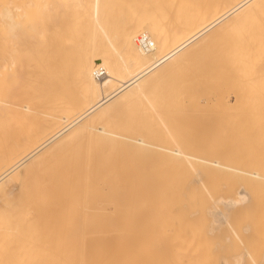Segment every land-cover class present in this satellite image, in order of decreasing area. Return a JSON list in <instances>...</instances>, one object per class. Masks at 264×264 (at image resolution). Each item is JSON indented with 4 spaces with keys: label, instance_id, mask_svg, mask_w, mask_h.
<instances>
[{
    "label": "bare ground",
    "instance_id": "bare-ground-1",
    "mask_svg": "<svg viewBox=\"0 0 264 264\" xmlns=\"http://www.w3.org/2000/svg\"><path fill=\"white\" fill-rule=\"evenodd\" d=\"M120 1L121 0H0V24L2 23V30H4L3 34L6 35L5 40L1 38L3 31L0 29V44L4 47L0 46L4 51L1 47L0 50L2 49L1 53L5 52V50L7 52H5L6 56L0 53L3 57L5 56L3 59L0 55V57H2L0 58L2 61L0 63V264H264V252H262L264 249L262 248L263 250H261V252H258V250L256 251L255 248H257L256 246H260V242L258 243L256 240H253V238H250L249 235L251 233L247 235L249 233L247 232L249 226L247 229L244 227V230L241 228L243 231L247 232L243 234L247 235L250 241L252 239L258 244L256 245L253 241H246V243H254L256 246H254V248H249L250 246L248 248L244 247V249L241 250L242 252H240L239 249L241 247L238 249L239 246H237L236 243L239 245V241H237L238 238L236 239V237H239V234L243 231L239 227L238 231H240V233L237 234L235 227L238 223L236 222L235 224L234 220L229 219L230 215L231 218L234 217L232 212L233 208H235L234 206L240 204V213L244 210H246V212L251 211L249 212L251 214H249L248 220L251 217V222L258 221L261 223L264 221L261 218V221H256L257 215L252 213L254 210L247 209L248 206L254 208L256 205H253L258 196L255 189H264V186L261 187L260 185L261 183L264 185V163H262L264 162V158H261L263 159L261 162L258 158L259 156L257 157L255 152V156L251 157H254L252 159L256 161V164L254 163L252 166V163L250 166L253 168L255 166L257 168L249 170L248 165L245 166L248 167L245 169V167L241 168L232 165L230 162L227 163L222 159L213 158L208 154L202 155L200 154L201 152L190 151L188 149L189 146L185 144V142H178L176 140L175 136L170 131L171 129H168L169 126L167 127V122L165 123L161 118L160 112L154 104L155 99L153 98V100L148 96L149 89L156 87L154 84L156 81L159 82L158 79L168 72H173V70L176 69L181 62L186 60L188 56L198 52L205 43H208L209 40L219 35L221 36L223 32H230L231 34L233 32L234 34L238 33L237 35L235 34V38H231L232 40H229L228 36L226 37V39L228 38L229 42L232 41V43L229 49L226 50V60L225 63H223L224 68H233L241 73L246 71V52L247 47H249L251 43H247L249 45L246 46V37L256 32V30L251 32L253 28H259L260 31H257L259 33L261 29L264 30L263 22L262 25H260V20L256 22V24L262 26L261 28L259 25L258 27H254L253 25L255 23L253 24L252 21L258 20L256 16L259 13V17L263 16L264 8L262 11V7H264V0H124V5L127 3L134 12L129 10L132 17L130 19L129 16V19H127L128 21L121 20L118 22V18H116L117 15L115 14L116 16H114V13L116 9L120 12L121 6H124ZM148 6L151 7L150 9H152V12H155V9L159 7L160 9L162 8V11H165V13H171L168 15L169 17L173 14L174 18H176V26L169 28L168 24L158 23L162 17H158L159 20L156 22V19L147 13L148 17L140 16L142 13L144 14ZM141 8L143 12L140 10ZM160 9L159 11H161ZM137 11H141L140 15H138L139 12ZM256 12L259 13L256 14ZM123 13L124 12L121 14ZM148 13L151 12L148 11ZM162 14L164 15L163 12ZM252 14H254L253 16L256 14V19L250 17ZM114 17L116 19H114ZM165 18H167V15ZM172 18L170 17V20H172ZM248 20L252 26L251 30L250 24L247 23ZM246 23L247 27L250 26L248 31L251 32L250 35L246 33L247 36H245L244 33L246 32L244 31V24L246 25ZM247 27L245 26V29H248ZM242 31L244 34L241 33ZM263 32L264 31H262L261 34H263ZM143 33L147 34L153 42V47L149 51L142 49L137 43V36ZM259 33L258 35H260ZM3 37L5 38L4 35ZM259 38L262 41L259 39L257 45L258 49L253 45V48L255 47L257 52L260 50L259 44L261 49L264 45V37L261 38L260 36ZM6 40L9 43L8 46H11L10 50L8 46H6ZM250 40L252 41L251 38ZM252 44L253 42L251 45ZM64 45H67V47H65L66 52L63 51L64 47L62 46ZM252 49H250V52L255 51V49ZM62 51L68 56L65 55L66 57L64 56L65 58H63L61 56L62 54H60ZM262 51H264V49H262ZM250 52L248 55L251 54ZM257 52L255 53L256 55H252L253 58L254 56H258ZM259 53L263 55V52L261 53L260 51ZM55 55H60V57H57L58 59L62 57V60L60 59L59 62H54L53 60H58L52 58ZM260 57L262 59L263 56ZM50 60L51 62L53 61L52 64H50ZM256 60V57L255 60L252 59V61ZM30 61L31 63L33 62L34 65L31 64V70H28ZM259 61L262 62L261 60ZM259 61L253 63L260 65L258 67L264 69L261 63L258 64ZM185 62H183V64ZM54 63L55 65H53ZM98 66L105 67L107 71V75L99 81L94 76V71ZM248 66L249 65H247V67ZM252 66V70H254L253 68L256 66ZM250 69L251 68H248L247 70ZM258 69L259 68H257V70ZM255 70L254 73L256 72ZM13 71L16 72L13 73ZM260 71L261 70H258V72ZM7 72L10 73L7 78L10 76H17L15 79L16 82L13 81L15 77L10 78V80L12 79L11 81L15 83L13 84L12 82L13 87L16 85V88H11L12 84L9 86L10 80L2 81V74H6ZM256 73L254 74L255 77L257 76ZM262 73H259V76H261L260 78L258 76L256 77L257 80L258 78L261 80V78L264 77ZM254 75L252 79H254ZM262 81H264V79ZM259 82L261 83V81ZM262 84H264V82H262ZM251 85L255 93H252V96L249 97L247 106L235 109L234 112L233 110L230 111L232 112V117L228 116V118L225 117L226 119L224 120L216 121L218 129L221 131L223 130L222 125L224 121H242L241 123H243L246 117L247 121H262L264 123V115H261L263 114L261 111L264 110V106H262L264 103V89L261 86V88L258 87L257 82ZM56 86L63 87L59 95H66V97L60 98L58 95L59 98L56 97L52 100L50 98L51 101H43L45 92L48 90L50 91V89ZM64 88L68 90L72 88L74 94L71 92L72 95H68L69 92L66 91V93L65 90L67 89ZM62 89L64 90L63 92H65L64 94H61ZM25 90H30L31 94L28 93L26 96ZM22 93L26 96L25 102H23L25 98L21 96L23 95ZM16 94L23 98V100L20 98L22 102H19L20 99L16 97ZM235 98L234 101L236 100ZM17 99H19V101ZM141 103L147 105L148 107L146 106L145 109L148 108L150 111L148 109L147 111L151 113L150 115H154L153 118L156 117L157 120L161 122L163 129L168 135L167 138L169 142H167L171 143V145L152 142L141 135L137 136L131 135L130 133H122L120 132V128V131L117 130L118 126L116 128L115 125L109 126L110 123L108 124L106 121H99L101 119L108 120V117H110L112 123L115 124L122 110L126 109V107L133 106L135 113H137ZM148 112L145 111L144 113L148 115ZM132 113L134 112L132 111L129 113V116H131L130 114ZM20 117L23 120L25 119V121H21ZM11 119L14 121H11ZM26 120H32V126L20 131V128L23 127L22 125L25 126L30 122ZM232 123H230V125ZM17 125L19 126V130ZM253 126V128H255V125ZM12 127L15 128V130ZM244 129H241V131ZM262 129L264 131V127ZM262 129L258 127L256 131H261ZM160 131H162L161 128ZM244 133L243 136L246 135V133L248 134L247 131ZM86 135L92 136L93 139L95 138L99 141H105L104 146H106V142L109 144L111 143V145L113 144V147L107 144V148L111 146L110 150L101 148L104 150L103 152L95 148L96 151H100L102 154H107L105 151H109V154H114L115 151L117 153L118 149L122 150L123 148L125 151L129 152L128 155L132 154L133 159L140 156V159L142 158L144 162V160L148 159L147 157L150 155L152 156L151 153H153L154 156L158 155L162 157V159L160 158L162 163L165 159L164 162L167 160V163L173 164V166L176 164V167L181 170L178 169L177 171L182 172L183 175L188 174L192 177H190L192 180L189 181V183H191L190 186H192L193 190L191 188L190 191L187 189L188 192L184 190V195L191 194L196 200L186 201L183 198V203L181 204L183 206L180 210L177 209L178 211H176L172 207L175 206V204L178 207V203H176L175 200L174 203L172 202L173 205L167 203V198L169 199L171 196H174V194H170L171 196L168 195V197L167 194L166 196L164 194L163 200L164 202L167 201L164 204L170 205L166 213L158 211L159 209L156 208V203L152 201L150 203L156 205V207L152 206V209L158 210L156 211L153 209L156 212H152L153 216L150 218V216H148L150 212H146V209L143 210L142 204L146 201L145 198H143L145 191L143 188L138 187V179L133 186L128 188L126 193L120 192V186L116 187L110 185L114 190L112 193L113 196H110L111 199L109 195L108 197L105 195L106 198H109L105 200L104 195H101L102 192L100 195L96 196V202L82 191L84 189L83 183V189H81V191L80 188L74 187V185H76L75 183L78 181L77 179H75L77 181H74V185H71V182L73 183V178L70 177L72 180L70 185L72 187L67 185L70 179L68 177V172H71L70 174L72 176L73 171L67 169L69 171L66 172L65 168L62 167L64 170L60 168L57 174L54 172L58 171L56 168L60 167L58 165H61V160H58L61 161L58 165L55 164L56 162L54 163L55 166L58 167L54 169L53 166V170L52 168L51 170L49 169L58 176H48L51 174L49 173L50 171L48 175L44 173L45 169L49 167L46 164L48 163L49 165V163L53 161L51 159L54 158L57 161L58 156L65 161L62 163H64L67 168L66 165L68 163L71 164V160L70 158L67 160L65 156L69 157L72 155V146L69 155L67 153L69 150L67 146L74 140L77 141L79 138ZM15 136L19 138L16 139ZM248 137L250 141H252L251 144H254V141L251 140L253 137ZM13 138H15V140ZM85 139L84 137L83 140L85 141ZM89 140L87 144L90 142ZM79 143L80 140L78 144ZM75 144H77V142ZM81 145L79 144L80 147L77 145L78 148H82ZM239 145H241V143ZM119 146L122 148H119ZM84 147L86 146L84 145ZM261 147L259 148L260 150L262 149ZM86 148H89V146ZM64 149H66V155H64ZM95 149L93 150L94 153H96ZM213 149V146L210 145L205 151L211 155L215 153ZM79 151H81V149ZM91 151L92 150H90L88 154L94 156ZM121 152L122 151L119 153ZM239 152L241 151L239 150ZM252 152H254V150ZM62 153H64L63 155L68 162L67 164L66 160H64L63 157L61 158ZM147 153L150 155L146 157L144 154L148 155ZM141 154L146 158L144 159ZM246 154L247 153H245V155ZM96 156L98 155L96 154ZM118 157L120 159V154ZM114 158V161L117 162V158ZM246 158H243L242 161L245 159V162H248L251 159L250 157L249 160ZM77 159L79 158L77 157ZM89 159L88 163L90 164L92 157H89ZM252 159L248 162L249 164L253 161ZM85 160L86 158L84 162ZM121 160L123 161V159H120V161ZM142 160H138V163L140 162L139 165ZM128 162V165L125 164L126 161L124 162L125 165H123L129 168L131 163L129 162V164ZM134 162H136L137 165V161ZM154 162L156 161L154 160ZM259 163L261 165H259ZM83 164L85 165V163ZM52 165L53 164H51V166ZM114 165L116 166H114V169H116L117 165ZM139 165L137 169L141 168V165ZM152 165H154V167L157 166L155 163ZM171 165L168 167L169 170L172 167ZM43 166H46L45 169ZM124 166H120V168L122 167L123 170H125L127 167L124 169ZM160 166H162L161 163ZM163 166H165V164ZM130 167L132 168V166ZM134 167L132 169H134ZM154 167L151 166L150 168L154 169ZM73 168L77 167L73 166L71 170H73ZM147 169L146 165V170ZM146 170L143 172L146 173L145 176L149 179L152 175L148 177L147 175H149V173L147 174V171L149 170ZM164 170L165 169H163V171ZM82 171L85 172V170ZM88 171L91 172V170ZM88 171L86 170V172ZM160 172L162 173L161 170ZM173 172H176V169ZM220 172L226 176L232 175L235 179H239V182L237 181L238 183L241 182V186L239 187L240 190H237L235 194L233 192L232 194H234V196L229 199H224L223 203H221H225V207L222 206L226 208L227 211H225L224 208H222L224 209L222 210L220 208L222 206H219L222 200L220 201L218 197V199H213L211 197L212 185L210 187L208 184V180H212V177H215V174ZM139 173H137L139 177H143L141 176L143 175L142 172ZM165 173H167V171ZM114 174H116V172ZM114 174L112 175L114 176ZM172 175L174 176L175 174ZM73 177L76 178V176ZM116 177H118V175ZM158 177H160V175ZM177 178L178 175L173 180H177ZM148 179H144L143 181L145 182V180H147L148 182ZM32 180L35 181L32 182ZM178 181L176 183H178ZM129 182L127 183L128 185L131 184H129ZM160 182H165V179ZM162 183L160 184L162 185ZM170 185L172 184L170 183L169 186L166 187H170L169 190H171V187L173 188V185ZM177 185L178 184H176V188ZM164 186L165 185L162 187ZM174 188L170 193H174ZM223 188L225 187H222V189ZM149 190L148 192L152 191ZM156 191H158V189ZM156 191L153 196H149L148 198L153 200V197H155L154 195L160 192L158 191L156 193ZM177 191L179 194L182 193L180 190L176 189V192ZM161 192H165V190ZM161 192L160 194H162ZM176 194L178 195V193ZM161 196L155 199L160 200ZM206 196L210 197V200L213 201V206L217 207L218 204L219 207H213L215 209L211 208V215H215L212 216L215 217L213 220L211 218V222H213H210V224L205 227L202 226V228H199L197 220L199 211L201 214L200 207H205L203 206L205 202L203 203L200 201H202L201 199L207 198ZM220 196V199L226 198L224 195V197H222V195ZM260 196L264 197V192H262ZM174 197L176 198V196ZM174 197L172 198L174 199ZM179 197L180 196H178V198ZM228 197L230 196L228 195ZM140 198H143L144 201ZM208 199L209 198L205 199V201ZM108 200H112L109 201L111 204L110 208L114 205V207H112V212H110V208L108 210L109 206L104 204V202L108 203ZM135 201H137V203L139 201L142 202L141 208L135 207ZM258 201L259 200H257V202ZM261 201L262 200L259 201L260 205L262 206L263 204L264 206V202L262 201L261 203ZM140 202L138 203L139 206ZM103 204L107 206V210ZM158 204L160 205L162 202L159 203L158 201ZM148 205L146 204V206ZM188 205L192 206L191 209L190 207L188 208ZM104 210L110 213L107 212V214H105L106 212ZM208 212H210V210ZM243 213L241 214L242 216L244 215V217L248 214L245 212ZM252 214H255L256 217L251 216ZM258 214H260V212ZM41 216H45V218ZM92 217L94 218L92 219ZM246 218L244 221H247ZM183 219L187 222L186 225L183 224ZM176 221H178V223ZM174 224L177 225V233L174 231L176 234H174V236H172L173 234L169 236L167 232H169V230H174ZM233 224L236 226L233 227ZM223 227L230 233L229 237L234 238L232 234L236 236L233 239L223 235V238H227V241L224 240V246L228 240L229 243L235 242V246L233 243L226 244L228 248L225 246L224 249H228L227 252L229 253L231 249H229V245H233L236 253L240 252L239 254L237 253L233 259L231 258V255L233 256L235 254H232L233 248L229 253L231 255L228 254L230 257L219 252L223 248V242L219 241L221 235L219 236L215 232L222 230ZM252 227L256 229V226L253 225H251L250 229H252ZM229 231L233 233L231 234ZM258 236H260V234H258ZM249 238H247V240ZM230 239L233 241L230 242ZM242 239L244 238L242 237ZM263 240L261 239V241ZM262 244L264 245V243L261 242V245ZM222 251L223 250H221V252Z\"/></svg>",
    "mask_w": 264,
    "mask_h": 264
},
{
    "label": "rangeland",
    "instance_id": "rangeland-1",
    "mask_svg": "<svg viewBox=\"0 0 264 264\" xmlns=\"http://www.w3.org/2000/svg\"><path fill=\"white\" fill-rule=\"evenodd\" d=\"M123 1L124 0H121L120 2L124 5V3H123ZM128 1V0H127ZM119 2V3H120ZM1 3V2H0ZM126 3V2H125ZM121 5V4H120ZM124 6H126V7H124ZM124 6H121V9H120V12H119V10L117 11V9L115 10L116 12L114 13V16H116L117 15V17L116 18H118L117 19V21L118 22H120L121 20H127V19H129V16H130V19H131V10H132V8L126 3ZM118 8V7H117ZM126 8V9H125ZM130 8V9H129ZM146 8H148V9H146V11H144V14L142 15H140V13H141V11L143 12V10H142V8L140 9L141 11L139 12V11H137V12H139V14L137 13V12H135V13H137L138 15H140V16H142V17H145V16H147V14L148 15H151L153 18H155L156 19V22H158V20H159V18L160 17H162V18H160L161 20H159V22L158 23H165V24H168L169 25V28L170 27H175L176 26V18H174V15H173V18H172V15L170 16L171 18H172V20H173V22H172V20H170V17L168 16V15H170L169 13H165V11H162V8L160 9L159 7L158 8H156L155 9V12L153 11H151L152 9H150L151 7H146ZM263 8L264 7H262V11H263ZM115 9V8H114ZM113 9V10H114ZM123 9H124V11H123ZM159 9L164 13V15L162 14V12L161 11H159ZM130 10V11H129ZM145 10V9H144ZM158 10V11H157ZM148 11L149 12H151V13H148ZM261 11V10H260ZM259 11V12H260ZM261 11V12H262ZM122 12H124L123 14H121ZM130 12V13H129ZM132 12H134L133 10H132ZM259 12H256V14L257 13H259ZM147 13V14H146ZM153 13V14H152ZM158 13V14H157ZM116 14V15H115ZM129 14V15H128ZM133 14V13H132ZM256 14H255V16H256ZM260 14V13H259ZM257 15L256 17H257V19L258 20H256V21H254V20H252L253 21V24L255 23L256 24V22L257 21H259L260 20V25H262V22H263V24H264V11H263V16H261V17H259L260 15ZM136 15V14H135ZM135 15H134V17H135ZM154 15V16H153ZM158 15V16H157ZM167 15V18H165V16ZM254 14H252V16H253ZM127 17V18H125V17ZM250 16L251 18H255V16ZM148 17V16H147ZM159 17V18H158ZM169 17V18H168ZM115 17H114V19H116ZM163 19V20H162ZM164 19H165V21H164ZM175 19V20H174ZM256 19V18H255ZM168 20V21H167ZM249 20H250V18H249ZM247 21V23H249L250 21ZM128 21V20H127ZM161 21V22H160ZM251 21V22H252ZM247 23H246V25L244 24V31H246V32H244L245 33V36H247V34L246 33H249V35L251 34V32H253V31H255L256 30V32H253L250 36H247L246 37V40H247V42H245V44H246V46H248L249 44H247V43H252L253 42V44L251 45V43H250V46L249 47H247V56H246V65H245V70L246 71H244L243 73H241L240 71H238V70H234L233 68H224V64L223 63H225V60H226V50L227 49H229V47L231 46V43H232V41H230L229 42V40L232 38L233 39V37L235 38V34L237 35L238 33H235L234 34V32L231 34L230 32L229 33H227V32H223L222 34H221V36L219 35L218 37H216V38H214V39H211V40H209L208 41V43H205L200 49H199V51L198 52H195L193 55H190V56H188L187 58H186V60L188 61H186V60H184L183 62H185L184 64H183V62H181L180 64H179V66L176 68V69H174L173 70V72L171 71V72H168V73H166V74H164V76H162L160 79H158V81L160 82H157L156 81V83L154 84V86H156V87H154V88H151V89H149V91H148V96H149V98H154L153 100H154V104H155V106H156V108L158 109V111L160 112L159 114H160V116H161V118L163 119V121L166 123V125H167V127H168V129L173 133V135L175 136V138H176V140L178 141V142H185V144H187L189 147H188V149L190 150V151H197V152H201L200 154H202V155H206V154H208L209 156H211V157H213V158H219V159H222V160H224V161H226L227 163H229L230 162V164H232V165H235V166H238V167H241V168H244L245 166H247L248 165V167H249V170H251L253 167V165H254V163L256 162V161H254L252 158H254V157H251V156H255V152H256V156L261 160V162L263 161V159H261V158H264V131H263V127H264V123L262 122V121H247V117L245 118V121H243V123H241L242 121H224V123H223V125H222V127H223V132L220 130V129H218L217 128V124H216V121H221V120H224V119H226V118H228V116L229 117H232L233 115H232V112H230V111H232L233 110V112H234V110L235 109H238V108H240V107H244V106H247V104H248V101H249V97H251L252 96V93H255V92H253L254 90V88H252V83H255V82H257V84H258V87H263V89H264V84H262V82H264V81H262L263 79H264V77H263V75H264V73H262V72H264V69L263 68H261V67H258V66H260V65H257V64H254L253 62H257V61H259V60H261L262 62H258V64H262V67L264 66V51H262V49H264L263 47H264V45H263V47H262V49H261V47H260V44H259V48H260V50H258V52H257V50L256 49H258L257 47V45H258V41H259V37L261 36V38H263L264 36H262V35H264V32H263V34H261V32L262 31H264L263 29H261V32L259 33V32H257L258 30L260 31V29L259 28H253L252 29V26H251V23H249L250 24V26H251V28H250V30L252 29V31L250 32V31H248L249 30V27H247ZM2 24V23H1ZM1 24H0V26H1ZM88 24V23H87ZM248 24V25H249ZM253 25L254 27H258V25L259 24H256V25ZM173 25V26H172ZM259 25V26H260ZM110 26V25H109ZM245 26L248 28V29H245ZM261 28H262V26H260ZM2 28H3V25L1 26V31H3L2 32V34L4 33V30H2ZM263 28H264V26H263ZM1 31H0V33H1ZM226 33H227V35H226ZM242 34H244L243 33V31L241 32ZM256 33H257V35H256ZM258 33L260 34V35H258ZM224 34V35H223ZM230 34V35H229ZM254 34V35H253ZM3 35L5 36V38L3 37ZM2 35V37L1 38H3L4 40L6 39V35L5 34H3ZM0 36H1V34H0ZM228 36V38H229V40H228V38L226 39V37ZM230 36V37H229ZM242 36V35H241ZM244 37V36H243ZM254 39H253V38ZM250 38L252 39V41L250 40ZM231 39V40H232ZM3 40V41H4ZM228 40V41H227ZM249 40V41H248ZM255 40V41H254ZM261 40V39H260ZM263 40H264V38H263ZM0 41H1V39H0ZM3 41H2V43H3ZM262 41V40H261ZM260 41V42H261ZM6 43H7V45L6 46H8V41L6 40L5 41ZM5 42H4V44H5ZM225 43V44H224ZM3 44V45H4ZM229 44V45H228ZM256 44V45H255ZM263 44V43H262ZM1 45V44H0ZM253 45L254 46H256V49H255V47L253 48ZM2 46V45H1ZM0 46V47H1ZM228 46V47H227ZM251 46H252V48H251ZM2 47H4V46H2ZM1 47V48H2ZM10 47L11 46H8V49L10 50ZM62 47H64V52H66L65 51V47H67V45L65 46H62ZM61 47V48H62ZM3 49V48H2ZM2 49L0 50V53H1V51H2ZM7 49V48H6ZM220 49V50H219ZM250 49H252V50H254L255 49V51L257 52V55L260 57V56H263L262 57V59H261V57H260V59H259V57L258 56H254V58H253V56L252 55H256L255 53V51H252V52H250ZM8 50V51H9ZM3 51H4V49H3ZM62 51V53H60V54H62L61 56L63 57V58H65L66 56H68V55H66V54H64V52ZM261 51V53L263 52V55H261L259 52ZM5 52H6V50H5ZM5 52H3V53H1V54H5ZM251 53L250 55H248V53ZM253 52H254V54H253ZM7 53V52H6ZM9 53V52H8ZM260 55H259V54ZM0 54V55H1ZM58 54V53H57ZM3 55H1L2 57H3ZM66 55V56H65ZM5 56H6V54H5ZM4 56V57H5ZM7 56H8V54H7ZM52 56V55H51ZM58 55H55V56H53L52 58H56V59H58V57H60V55L57 57ZM65 56V57H64ZM250 56V57H249ZM2 57H0V58H2ZM4 57H3V59H4ZM62 57L60 58L61 60H62ZM249 57V58H248ZM255 57L257 58V60L256 61H252V59H254L255 60ZM247 58H248V60H247ZM60 59H58V60H53L54 62L55 61H57V62H59V60ZM259 59V60H258ZM52 60V59H51ZM51 60H50V62H51ZM52 61V62H53ZM250 63H249V62ZM2 61H1V59H0V63H1ZM52 62L50 63V64H52ZM56 62V63H57ZM252 63V64H251ZM31 64H33V62L31 63V61H30V63H29V66H28V70H31ZM34 65V64H33ZM53 65H55V63L53 64ZM247 65H249L248 67H247ZM252 65H255L257 68H259L258 70H261L260 72H258V70H257V68L256 67H254L253 69L257 72H255L256 73V75L260 78L261 76H259V73H262L263 75H262V77L263 78H261V80H259V78H258V80H257V76L255 77V73H254V70H252ZM61 68V67H60ZM248 68H251L250 70L252 71H250V70H247ZM261 68V69H260ZM27 70V69H26ZM224 70H226V71H224ZM217 71V72H216ZM234 71V72H233ZM248 71H250V72H248ZM12 72V71H11ZM16 71H13V73H15ZM3 76H2V81L4 82V81H9L10 80V78H14V80L13 81H15L16 82V78H17V76H10L9 78H7L9 75H10V73L9 72H7L6 74H2ZM29 75V74H28ZM244 75V76H243ZM253 75H254V79H252L253 78ZM4 76H5V79H7V80H5L4 79ZM248 76V77H247ZM247 78V79H246ZM255 78H256V80H255ZM238 79V80H237ZM249 79V80H248ZM252 79V80H251ZM12 80V79H11ZM9 81L10 82V84H9V86H11V84H12V82L13 81ZM247 81V82H246ZM259 81H261V83L259 82ZM0 82H1V79H0ZM2 82V83H3ZM250 82V83H249ZM1 83V84H2ZM6 83V82H5ZM7 84V83H6ZM13 84H15L14 82H13ZM13 84H12V87L11 88H14L16 85H14V87H13ZM8 85V84H7ZM57 87V86H56ZM53 87L52 89H50V91L48 90V91H46L45 92V95L43 96V101L44 100H49V101H51L52 99H55L56 97H58V95L60 94V92H61V88H63V87ZM249 87V88H248ZM260 87V88H261ZM16 88V87H15ZM246 88V89H245ZM57 89V90H56ZM64 89H67V88H64ZM74 89V88H73ZM249 89V90H248ZM262 89V90H263ZM75 90V89H74ZM230 91V94H229V91ZM242 90V91H241ZM28 91V92H27ZM25 90L24 92H25V95L27 96L28 95V93L29 94H31L30 92V90ZM64 90L62 89V93L61 94H64L66 91H68L69 93H68V95H72V93L74 92L73 90H72V88H69V90L67 89V90H65V92H63ZM23 92V91H22ZM49 92V93H48ZM52 92V93H51ZM58 92V93H57ZM72 92V93H71ZM156 92V93H155ZM216 92V93H215ZM226 92V93H225ZM237 92V93H236ZM67 93V92H66ZM236 93V94H235ZM240 93V94H239ZM23 95H21V96H23L25 99H24V101L23 102H25L26 101V96L24 95V93H22ZM74 94V93H73ZM212 94H215V95H212ZM238 94V95H237ZM17 95V94H16ZM218 95V96H217ZM237 96V97H236ZM17 98L19 97V99L21 98L20 96H16ZM59 97L61 98V97H66V95H64V96H60L59 95ZM58 97V98H59ZM207 97V98H206ZM236 97V98H235ZM48 98V99H47ZM50 98H51V100H50ZM204 98V99H203ZM207 100H206V99ZM214 98V99H213ZM221 98V99H220ZM234 98L236 99L235 101H234ZM19 99H17L18 101H19ZM22 100H23V98H21ZM20 99V101L19 102H22V100ZM185 99V100H184ZM219 99V100H218ZM227 99V100H226ZM152 100V101H153ZM201 100V101H200ZM244 101V102H243ZM233 102V103H232ZM146 104V103H145ZM234 104V105H233ZM230 105V106H229ZM231 105H233V106H231ZM236 105V106H235ZM146 106L147 105H144L143 103H141V105H140V107L137 109L138 111H137V113H135V110H134V107L133 106H129L128 108L126 107V109H124V110H122L121 111V113H119L120 115H118L119 116V119H117L116 120V123L115 124H113L112 123V119H110V117H108V120H104V119H101V120H99V121H106L108 124H109V126H112V125H115V127L117 128V126H118V131H120V132H122V133H126V134H131V135H141V136H145V138H148L150 141H152V142H156V143H159V144H163V145H166V144H170L171 145V143H168L169 142V139L167 138L168 137V135H167V133H166V131L163 129V126H162V124H161V122L159 121V120H157V118L155 117V118H153L154 117V115L152 116V115H150L151 113H149L148 111H147V109H145L146 108ZM262 106H264V103H263V105ZM148 107V106H147ZM237 107V108H236ZM131 108H132V110H131ZM229 108V109H228ZM131 111H130V110ZM143 109V110H142ZM231 109V110H230ZM149 110V109H148ZM128 111H129V113H131L132 111L134 112V113H132L133 114V116H132V114H130L131 116H129V113H128ZM148 112L149 114L147 115L146 113H144V112ZM150 111V110H149ZM225 111H228V112H225ZM221 112H223V113H221ZM263 114H261L262 116L264 115V110H262L261 111ZM128 113V114H127ZM225 113H228V114H225ZM231 113V114H230ZM136 114V115H135ZM15 116V115H14ZM19 116V115H18ZM16 117V116H15ZM15 117H14V120H15ZM121 117H122V119H121ZM221 117V118H220ZM226 117V118H225ZM17 119H19V118H17ZM3 120H4V118H3ZM13 119H11V121H14ZM20 120L22 121L23 119H21V117H20ZM19 120V121H20ZM34 120V119H33ZM5 121V120H4ZM10 121V120H9ZM23 121H25V119L23 120ZM26 121H30V120H26ZM32 121V120H31ZM29 122L27 125H22L23 127H21L20 128V131H22L23 129H25V128H27V127H30V126H32L31 124H33L32 122ZM111 121V122H110ZM127 121V122H126ZM159 121V122H158ZM115 122V121H114ZM119 122H121V123H119ZM228 122V123H227ZM233 122V123H232ZM248 122V123H247ZM251 122V123H250ZM255 122V123H254ZM118 123V124H117ZM135 123V124H134ZM159 123H160V125H159ZM230 123H232L231 125H230ZM250 123V124H249ZM143 124V125H142ZM233 124H235V125H233ZM246 124V125H245ZM257 124V125H256ZM263 126H262V125ZM249 125H251V126H249ZM253 125H255V128H253L254 126ZM135 126V127H134ZM244 126H245V129H244ZM248 126V127H247ZM17 127H18V130H19V126L17 125ZM114 127V126H113ZM139 127V128H138ZM158 127V128H157ZM228 127V128H227ZM236 127V128H235ZM247 127V128H246ZM251 127V128H250ZM258 127L260 128V129H262L261 131L259 130V131H256V129L258 130ZM13 128V127H12ZM15 128H16V125H15ZM15 128H13L14 130H15ZM119 128H120V130H119ZM154 128H156V129H154ZM160 128H161V130L162 131H160ZM230 128V129H229ZM252 128H253V130H252ZM218 129V130H217ZM241 129H244V130H242L241 131ZM250 129H251V131H250ZM17 130V131H18ZM140 130H141V132H140ZM255 130V131H254ZM13 131V130H12ZM17 131H16V133H17ZM125 131V132H124ZM226 131V132H225ZM248 132V134L246 133V135H244L243 136V134H245L244 132ZM263 131V132H262ZM162 132V133H161ZM164 132V133H163ZM231 132H232V134H231ZM260 132V133H259ZM262 132V133H261ZM18 133H20V132H18ZM159 133V134H158ZM250 133H251V135H250ZM257 133V134H256ZM15 135H18V134H15ZM161 135H162V137H161ZM19 136V135H18ZM18 136H15L16 137V139L17 138H19ZM243 136V137H242ZM248 136H251V137H253L251 140H253L254 141V146L251 144V142L252 141H250V138L248 137ZM86 138L85 139V141L83 140V138ZM89 137V138H88ZM229 137V138H228ZM230 137H232V138H230ZM87 138H88V140L90 141L88 144H87ZM166 138V139H165ZM236 138V139H235ZM14 140H15V138H13ZM164 139H165V141H164ZM213 139V140H212ZM249 139V140H248ZM79 140H80V145H81V147L82 148H78V146H79V144H78V142H79ZM248 142H247V141ZM76 140H74L73 142H71V144H69L67 147L69 148V150H68V155H69V152H71V146H72V152H71V154L72 155H70L69 157L68 156H65L66 157V159L68 160L69 158H70V160H71V162H70V160H69V162L71 163V164H69L68 162H67V160L65 159V157H64V155H66L67 153H66V149H64L63 150V152H65V154L64 153H62V156H61V158L63 157L64 158V160H66V164L68 163L69 165H70V167H69V165L67 164L66 166H67V168L65 167V164L64 163H62V162H65V161H63V159H60V157L58 156V158H57V161H56V159H55V161H54V159H51V160H53V161H51L50 163H49V165H48V163L46 164L47 166H49V167H47V169H45V167L43 166V168L45 169V172L44 173H46V175H48V172L51 170V168L53 167L54 169L56 168V167H58V166H60L59 168H56L57 170L58 169H62V170H64L62 167H64L65 168V171L67 172V171H69V170H67V169H70V171H73L74 172V175H73V172H72V176H71V172H68V174L70 175H68V177L70 178V177H72L73 178V183L71 182L72 180H71V178L69 179V183H67V185H69V186H71V185H74V181H77L75 184L76 185H78V186H76V185H74V187H78V188H80V191H81V189H83V184H84V189L82 190V191H84L86 194H88V196L93 200V201H96V196L97 195H100V193H102L101 195H104V198H105V200L106 199H109V198H106L105 197V195L108 197V195H109V197L112 195V193H113V189H112V187L110 186V185H113V186H116V187H121L120 188V192L122 193H126L127 191H128V188H130L131 186H133V184H135L136 183V180H137V182H138V187L139 188H143L144 189V191H145V195L144 196H146V197H144L143 196V198H145V200L146 201H144L143 200V198H140L142 201H144L145 203H143L142 204V202H140V206L138 205V203H137V201H135V203H134V205H135V207L136 208H141V204H142V206H143V210L144 209H146V212H150L149 214H148V216H150V218H151V216H153V213L154 212H156L158 209V211H161V212H163V213H166V210L168 209V207L170 206V205H173L172 204V202L174 203V200L176 201V203H178V207L176 206V204H175V206H172L176 211H178L177 209H179L180 210V208L183 206V205H181L183 202V198H184V200H186V201H193L195 198H194V196L193 195H191V194H187V195H184V190H185V192H188V190L187 189H189V191L192 189L193 190V188H192V186H190L191 185V183H189V181H191L192 179V177H191V175H188V174H184L183 175V173L182 172H179V171H177L179 168H177L176 167V164L173 166V164L171 165V164H169V163H167V160L164 162V160H163V163L165 164V166H163L164 164L162 163V157L160 156H154V154L153 153H151L152 154V156L150 155V154H148V155H146V154H144L146 157L147 156H149V157H147L148 159H145L144 158V155L143 154H141V155H143V158L145 159L144 160V162H143V160H142V158L140 159V156H137V158H132V154L131 155H128L129 154V152L128 151H125L122 147H120L119 146V148H122V150L120 149H118V147H117V149H118V152L116 153V151L115 150H117V149H115L114 151H115V153L114 154H109V151L107 152V151H105L107 154H102V152L104 151V150H102L101 148H105V150H110V148H111V146L113 145H111V143L109 144L108 142H106V146H108L107 144H109V145H111L110 147H106V146H104L105 144H104V142L105 141H99V140H97V139H93V137L92 136H88V135H86V136H82L81 138H79L76 142H77V144H75L76 142H75ZM168 141V142H167ZM242 141H244V142H242ZM262 141V142H261ZM83 142V143H82ZM165 142V143H164ZM241 143V145H239L240 143ZM231 143V144H230ZM245 143H247V144H245ZM257 144V145H256ZM75 145V146H74ZM78 145V146H77ZM84 145L86 146V147H88L89 146V148H86V147H84ZM88 145V146H87ZM210 145H212L213 146V150H214V154H209V153H206V148H208V146H210ZM242 145H244V146H242ZM262 147H261V146ZM93 146V147H92ZM237 146H238V148H237ZM247 148H246V147ZM76 147V148H75ZM80 147V146H79ZM100 147V148H99ZM113 147V146H112ZM195 147V148H194ZM235 147H236V150H235ZM262 148L261 150L259 149V148ZM67 148V149H68ZM95 148H97V150H102V152H100V151H96V149H95V152L96 153H94V149ZM228 148V149H227ZM241 148H242V150H241ZM74 149H75V151H74ZM81 149V151H79ZM198 149V150H197ZM233 149V150H232ZM245 149V150H244ZM84 150H85V152H84ZM90 150H92L91 151V153H92V155H94V156H91V155H89L88 153L90 152ZM239 150L241 151V152H239ZM254 150V152H252ZM263 150V151H262ZM79 151V152H78ZM111 151H113V150H111ZM111 151H110V153H111ZM120 151H122L121 153H119ZM205 151V152H204ZM245 151V152H244ZM62 152V151H61ZM75 152V153H74ZM99 152H100V154H99ZM128 152V153H127ZM234 152V153H233ZM84 153H85V155H84ZM90 153V154H91ZM94 153V154H93ZM113 153V152H112ZM245 153H247L246 155H245ZM64 154V155H63ZM88 154V155H87ZM96 154L98 155V156H96ZM119 154H120V159H123V161L121 162L120 161V159H119ZM124 154V155H123ZM76 156V157H74V156ZM113 155H116V156H113ZM127 157H126V156ZM253 160V161H251V163L249 164L248 162H250V160H249V157ZM240 156V157H239ZM74 157V158H73ZM77 157L79 158V159H77ZM83 157H85L86 158V160H85V162H84V159L85 158H83ZM88 157V158H87ZM89 157H92V160L90 161V164L92 165H90L89 163H88V160H90L89 159ZM114 157H116L117 159V162L116 161H114L115 160V158ZM134 157H135V155H134ZM142 157V156H141ZM153 157V158H152ZM155 157V158H154ZM247 157V158H246ZM256 157V158H257ZM157 158H161L160 159V161H159V159H157ZM243 158H246V159H248L249 161L248 162H245L246 160L244 159V161H242V159ZM125 159V160H124ZM130 159V160H129ZM132 159V160H131ZM140 161V160H142V162H141V166L139 165V163H138V160ZM157 159V160H156ZM239 159V160H238ZM58 160H61V161H58ZM78 160V161H77ZM147 160V161H146ZM149 160V161H148ZM154 160L157 162H154ZM235 160V161H234ZM256 160V159H255ZM258 160V159H257ZM50 161V160H49ZM72 161H75V162H72ZM126 161V163L125 164H127V162L130 164V166H132V168L134 167V164H135V167H134V169H132L130 166H129V168H130V170H129V168L127 167V166H124L125 164H124V162ZM134 161H137V165H136V162H134ZM232 161V162H231ZM237 161V162H236ZM56 162V163H55ZM59 162H61V165H58V163ZM121 162V163H120ZM147 162H149V163H147ZM155 163V165L157 164V166H155V167H158V168H155L154 167V165H152L153 163ZM162 164V166H160V163ZM243 162H244V165H243ZM260 162V161H259ZM56 165H58V166H55V164ZM83 163H85V165L83 164ZM152 163V164H151ZM159 163V164H158ZM247 163V164H246ZM253 163V164H252ZM258 163V162H257ZM262 163H264V162H262ZM51 164H53L52 166H51ZM62 164H64V165H62ZM74 164V165H73ZM76 164H77V166H76ZM79 164V165H78ZM114 164H116L117 165V168L116 169H114L116 166L114 165ZM121 164V165H120ZM124 164V165H123ZM149 164V165H148ZM252 164V166H250ZM256 164V163H255ZM124 166V169L125 170H123V168L121 169L120 168V166ZM128 165V164H127ZM138 165L141 167L140 169L138 168L137 169V167H138ZM146 165H147V170H149V171H147L146 170ZM170 165L172 166L171 168H170V170L168 169V167H170ZM259 165H261L260 163H259ZM259 165H257V166H259ZM73 166H75V167H77V168H73V170H71V167H73ZM85 166V167H84ZM88 166V167H87ZM115 166V167H114ZM145 166V167H144ZM151 166H153L154 167V169L153 168H150ZM86 167H87V169H86ZM143 167H144V169L147 171V174L149 173V175H147L148 177L150 176V175H152V176H150L149 177V179L145 176L146 175V173L145 172H143V171H145L144 169H143ZM248 167H245V169H247ZM53 168H52V170H53ZM81 168V169H80ZM85 168V169H84ZM120 168V169H119ZM161 168H163V169H165L164 171H163V169H161ZM173 168V169H172ZM176 169V172H173V171H175V169ZM254 168H257V167H255L254 166ZM253 168V169H254ZM258 168H260V167H258ZM264 168V167H263ZM43 169V170H44ZM50 169V170H49ZM76 169V170H75ZM128 169V170H127ZM136 169H137V172H136ZM142 169V170H141ZM156 169H157V171H156ZM252 169V170H253ZM42 170V171H43ZM46 170H48V171H46ZM61 170V171H62ZM82 170H85V172L84 171H82ZM86 170L88 171V170H91V172L90 171H88V172H86ZM115 170V171H114ZM122 170V171H121ZM134 170V171H133ZM139 170H141V171H139ZM160 170L162 171V173L160 172ZM180 170V169H179ZM60 170H58V171H54L56 174L59 172ZM114 171V172H113ZM124 171H126V172H124ZM133 171V172H132ZM142 172V174L143 175H141V176H143V177H139V175L137 174V173H139V172ZM159 171V172H158ZM167 171V173H165ZM181 171V170H180ZM53 171H50L49 173H51V174H49L48 176H54L55 174L54 173H52ZM80 172V173H79ZM93 172V173H92ZM116 172V174H114ZM122 172V173H121ZM263 172V171H262ZM78 173V174H77ZM89 173V174H88ZM95 173V174H94ZM124 173V174H123ZM134 173V174H133ZM169 173V174H168ZM112 174H114V176L112 175ZM130 174V175H129ZM140 174V173H139ZM156 174V175H155ZM172 174H175L174 176L172 175ZM182 174V175H181ZM78 175V176H77ZM86 175H87V179H86ZM118 175V177H116ZM137 175V176H136ZM160 175V177H162V178H160V177H158ZM162 175V176H161ZM164 175V176H163ZM167 175H169V176H167ZM177 175H178V178H177V180H173V179H175L176 177H177ZM187 175H188V177H187ZM216 176L215 177H212V180H208V184H209V186L211 187V185H212V187H211V197L213 198V199H218L219 198V200L221 201L220 202V204H219V206H224L225 207V203L224 204H221V203H223V200L224 199H229V198H231L232 196H234V194L237 192V190L239 191L240 189H239V187L241 186L240 184H241V182L240 183H238L239 182V179L237 178V179H235V177L234 176H232V175H224L222 172H220V173H216L215 174ZM55 176H58V175H55ZM73 176H76V178H74ZM83 176H84V178H83ZM104 176V177H103ZM131 176V177H130ZM132 176H133V178L134 177H136V178H132ZM166 176V177H165ZM172 178H171V177ZM80 177V178H79ZM144 177H146V178H144ZM155 177V178H154ZM191 177V178H190ZM228 177V178H227ZM230 177V178H229ZM234 177V178H233ZM148 179V182H147V180H145V182L143 181L144 179ZM151 178H153V179H151ZM170 178V179H169ZM75 179H77V180H75ZM80 179V180H79ZM114 179V180H113ZM141 179V180H140ZM159 179V180H158ZM165 179V182H160V181H163ZM110 180H111V182H110ZM131 180V181H130ZM134 180V181H133ZM170 180H172V181H170ZM179 180V181H178ZM35 180H32V182H34ZM101 181V182H100ZM130 181V182H129ZM150 181H151V183H150ZM178 181V183H176ZM238 181V182H237ZM70 182H71V185H70ZM129 182V184L130 185H128L127 183ZM144 182V183H143ZM158 182H160V183H162V185L160 184V183H158ZM83 183V184H82ZM145 183H147V184H145ZM148 183H150V184H148ZM172 184L173 185V188L175 189V191H173L174 193H170V191H172L173 190V188L171 187V190H169L170 189V187L169 188H166L167 186H169V184ZM174 183H175V186H174ZM224 183V184H223ZM236 183V184H235ZM141 184H142V186H141ZM159 184V185H158ZM176 184H178L177 185V188H176ZM226 184V185H225ZM144 185H145V187H144ZM154 187H153V186ZM156 185H157V187H156ZM161 185V186H160ZM163 185H165L164 187H162ZM172 185H170V186H172ZM219 185V186H218ZM224 185V186H223ZM234 185V186H233ZM259 185V184H258ZM261 185V187H263L264 185H263V183H261L260 184ZM259 185V186H260ZM68 186V187H69ZM86 186V187H85ZM152 186V187H151ZM158 186H160V187H158ZM72 187V186H71ZM110 187H111V189H110ZM222 187H225V188H223L222 189ZM70 188V187H69ZM100 188V189H99ZM158 189V191H163V190H165V192H161L162 194H160V192L159 193H157L158 191H156L157 189ZM191 188V189H190ZM213 188V189H212ZM264 188V187H263ZM145 189H147V190H145ZM152 190V191H154V192H152V191H150V190ZM160 189V190H159ZM163 189V190H162ZM176 189L177 190H180L182 193H180L179 194V192L177 191L176 192ZM222 189V190H221ZM101 190H103V191H101ZM105 190H106V192H105ZM111 190V191H110ZM148 190L150 191V192H148ZM187 190V191H186ZM261 190V191H260ZM98 191H99V193H98ZM108 191H110V192H108ZM155 191H156V195H154L155 197H153V200L152 199H150V198H148L149 196H153V194L155 193ZM169 193H167V192ZM255 191H257V198H256V200H255V202L253 203V205H255L256 206V210H258V211H256L255 210V206H254V208L253 207H249L248 206V210L250 209V210H254L252 213H255L256 215H257V217H258V219H257V217H256V215L254 214H252L251 216H255L256 217V221L257 220H259V221H261L260 220V218L262 219V220H264V206H263V204H262V206L260 205V200H262L263 202H264V197L263 196H260V194L262 193V192H264V189L262 190V189H255ZM178 193V195L176 194V193ZM234 192V194H232ZM107 193V194H106ZM149 193V194H148ZM152 193V194H151ZM147 194V195H146ZM151 194V195H150ZM161 196V199L163 200L164 199V194H165V196H166V194H167V197H168V195H170V194H174V196H176V198L174 197V196H169L170 198L168 199L167 198V200H168V202L167 201H165L164 202V200L162 201L161 199V201L160 200H157L160 196ZM186 194V193H185ZM158 195V196H157ZM215 195H216V197H215ZM220 195H222V197H226V198H221L220 199ZM224 195V196H223ZM228 195L230 196V197H228ZM113 196V195H112ZM157 196V197H156ZM178 196H180L179 198H178ZM220 196V197H219ZM172 197H174V199L172 198ZM198 197V196H197ZM207 197V196H206ZM218 197V198H217ZM259 197V198H258ZM262 197H263V199H262ZM113 198V197H112ZM152 198V197H151ZM155 198H157V199H155ZM166 198V197H165ZM193 198V199H192ZM207 198H209L207 201H205V199H207ZM207 198H204V199H201L202 201H200V202H205V205H203V206H205V207H200V208H198V209H200L201 210V214H200V211H199V216H198V220H197V225L199 226V228H202V226H206V225H209L210 224V222H211V218H212V220H213V218H215V217H212V216H215L214 214H212L211 215V208H213V207H216V206H213V201L212 200H210V197H207ZM110 199H111V197H110ZM114 199V198H113ZM155 199V200H154ZM172 199H173V201H172ZM188 199V200H187ZM149 201V203H148V201ZM157 200V201H156ZM166 200V199H165ZM196 200V199H195ZM198 200V199H197ZM257 200H259L258 202H259V204H258V202H257ZM109 201H112V200H108V203L106 202H104V204L105 205H107V206H109L108 207V210H109V208H110V202ZM152 201H154V203H156V205H157V207H156V205H153L154 203H150V202H152ZM156 201V202H155ZM158 201H159V203H161L162 202V204H158ZM262 201H261V203H262ZM97 202V201H96ZM147 202V203H146ZM169 203L168 205L167 204H164V203ZM103 204V206H105ZM145 204V205H144ZM146 204L148 205V206H146ZM207 205H209V206H207ZM258 205V206H257ZM107 206H105L106 207V210H107ZM152 206H155L156 208H158L157 210L156 209H154V210H156V211H154L153 209H152ZM159 206V207H158ZM218 206V204H217V207H219ZM220 207L221 209L222 208H224V207ZM239 206V207H238ZM112 207H114V205L113 206H111V208H110V212H112ZM146 207V208H145ZM190 207V209H191V205H188V208ZM208 207H209V209H208ZM216 207V208H217ZM235 208H233V214H234V217L233 218H231V215L229 216V219H232V220H234L235 221V224H236V222L238 223V224H233V227H235L236 229L235 230H237V234H239L240 233V231H238L239 230V227H240V229L242 228H246L247 229V227H248V229H247V232H249L247 235H249L250 233V235H249V237L250 238H253V240H256L258 243L260 242V246H256L258 243H256L255 241H253L252 239H251V241H253L252 243L253 244H250L249 242V245H248V243H246V241H250V238L247 236V235H244L243 233L244 232H246V231H243L242 229V231L243 232H241V234H239L238 236L239 237H236L234 234H232L233 232L232 231H229V232H231V234L234 236V238L236 237V239H237V241H239V245H238V243H236V245L237 246H239L238 247V249L240 250V252H242L241 250H243L244 249V247H246V248H248L249 246V248H254V246H256L257 248H255L256 249V251L258 250V252H261V250H263L264 249V245L262 244L261 245V242L262 243H264L263 241V239H264V224H261V223H264V221H262L261 223H259L258 221V223L257 222H254V221H252L251 222V217H250V219L248 220V217L250 216L249 214H251V213H249V212H251V211H247L246 212V210H244V211H242L241 213H243V212H245L246 214H247V216L245 215V217H244V215L242 216V214L240 213V210H241V207H240V204H238V205H236V206H234ZM237 207V208H236ZM259 208V209H258ZM261 208V209H260ZM213 209H215V208H213ZM225 209V211H227L226 210V208H224ZM224 209H222V210H224ZM235 209V210H234ZM239 209V210H238ZM246 209V208H245ZM150 210V211H149ZM210 210V212H208ZM219 210V209H218ZM243 210V209H242ZM260 210V211H259ZM105 211V210H104ZM106 212V211H105ZM107 212H109V211H107ZM107 212L105 213V214H107ZM109 212V213H110ZM153 212V213H152ZM257 212V213H256ZM260 212V214H258ZM109 213H108V215H109ZM208 214H209V216H208ZM244 214V213H243ZM211 215V216H210ZM260 215H262V216H260ZM241 216H242V218H241ZM42 218H45V216L43 217V216H41ZM208 217V218H207ZM244 217V218H243ZM247 217V218H246ZM253 217H252V220H253ZM94 217H92V219H93ZM247 219V221L245 222L244 221V219ZM184 220V219H183ZM182 220V221H183ZM231 220V221H232ZM207 221V222H206ZM177 223H178V221H176ZM213 222V221H212ZM211 222V223H212ZM186 223L187 222H185V220L183 221V224L184 225H186ZM246 223H247V225H246ZM244 225H246V226H244ZM251 225H253V226H256V229L258 230V232H257V230L254 228V227H252V229H250V227H251ZM258 225V226H257ZM174 230L173 231H171V230H169V232H167L168 233V235L169 236H171V234H173L172 236H174V234H176L177 233V225L176 224H174ZM245 229V230H246ZM228 230H230V229H228ZM96 231V230H95ZM176 233H175V232ZM217 231V230H216ZM172 232V233H171ZM221 232H223V233H220ZM226 232V233H225ZM246 232V233H247ZM255 232H257V233H255ZM216 234H218L219 236H220V239H219V241L220 242H223L222 244H223V248L221 249V250H223L222 252H221V250L219 251L220 253H224L226 256H228V257H230L229 255H231V254H229L230 253V251L232 250V248H233V251H235L234 250V246H235V242L233 243V242H231V241H233L232 239H230V242L231 243H233V245H229V249H230V251H229V253L227 252V250H225L224 248H225V246H226V244H231V243H229V240H228V242L227 243H225V246H224V240L225 241H227L226 239L227 238H223L225 235V237H228V238H233V237H229L230 236V233H228V231H227V229L225 228V227H223V229L222 230H218V232H215ZM229 235H228V234ZM254 235H253V234ZM258 234H260V236H258ZM217 235V236H218ZM224 235V236H223ZM243 235V236H242ZM218 236V237H219ZM252 236H254V237H252ZM242 237L244 238V239H242ZM233 238V239H234ZM247 238H249L248 240H247ZM260 238V239H259ZM221 239H222V241H221ZM235 239V240H236ZM242 239V240H241ZM261 239L263 240V241H261ZM245 240V241H244ZM259 240V241H258ZM242 241V242H241ZM250 241V242H251ZM242 243V244H241ZM245 243V244H244ZM231 246H233V247H231ZM236 246V247H237ZM252 246V247H251ZM227 248H228V245L226 246ZM263 248V249H262ZM238 249H236L237 251H239ZM254 249V250H255ZM225 251V252H224ZM232 251V254H234L233 256L231 255V258L233 259L236 255H237V253L239 254L240 252H237L236 253V251L235 252H233ZM255 251V252H256ZM218 252V253H219ZM262 252H264V250L262 251ZM227 253V254H226ZM229 254V255H228ZM217 257V256H216ZM215 257V258H216Z\"/></svg>",
    "mask_w": 264,
    "mask_h": 264
},
{
    "label": "built area",
    "instance_id": "built-area-1",
    "mask_svg": "<svg viewBox=\"0 0 264 264\" xmlns=\"http://www.w3.org/2000/svg\"><path fill=\"white\" fill-rule=\"evenodd\" d=\"M137 43L142 49L146 51L151 50L153 47V42L151 41L150 37L145 33L137 36ZM106 75H107V71L105 67L103 66L96 67L94 71V76L98 81L102 80Z\"/></svg>",
    "mask_w": 264,
    "mask_h": 264
}]
</instances>
